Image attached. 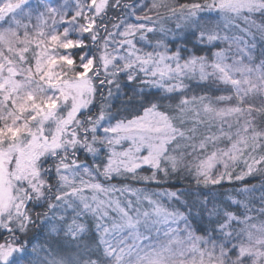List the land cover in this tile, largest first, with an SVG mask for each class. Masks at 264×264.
<instances>
[{"label":"snow or ice","instance_id":"snow-or-ice-1","mask_svg":"<svg viewBox=\"0 0 264 264\" xmlns=\"http://www.w3.org/2000/svg\"><path fill=\"white\" fill-rule=\"evenodd\" d=\"M0 230V264H264V0H0Z\"/></svg>","mask_w":264,"mask_h":264},{"label":"trees","instance_id":"trees-1","mask_svg":"<svg viewBox=\"0 0 264 264\" xmlns=\"http://www.w3.org/2000/svg\"><path fill=\"white\" fill-rule=\"evenodd\" d=\"M181 2H183V0H181ZM167 27L174 28V21H168L167 22ZM230 34L241 35V33H239V32L230 33ZM224 146L225 145H223V144L220 145V147H224ZM117 182L120 183L119 181H117ZM185 183L191 185L192 182H191L190 179H185L183 182L174 181L175 187H183ZM243 183H247L249 185L256 184L257 186H259L260 178L259 177H256V178L249 177V178H246V180ZM243 183L235 182V181L232 182V183H225L224 184V188H226V189H239V188H241L243 186ZM134 186L140 187L142 185H134ZM168 187H172V185L170 184V185H168ZM252 195H253V198L255 200V203L252 206L261 207L262 205L259 203V200H258L260 193L256 192V193H254ZM238 199H243V196L242 195L239 196ZM163 203L165 204V206H169V204H170V202L167 201V200H164ZM37 210L39 211L40 209H37ZM252 214L253 215H258L257 213H252ZM41 231L42 230L40 228V225L37 224L36 228L32 229V231L29 233V236L31 237V236H34V235H38L39 238H41L42 235L39 233ZM6 235H7V233H3V230H0V240L1 241L3 240V237L6 236ZM34 242H42V240L40 239L39 241H34Z\"/></svg>","mask_w":264,"mask_h":264},{"label":"rangeland","instance_id":"rangeland-1","mask_svg":"<svg viewBox=\"0 0 264 264\" xmlns=\"http://www.w3.org/2000/svg\"><path fill=\"white\" fill-rule=\"evenodd\" d=\"M220 47H226V45H224L223 43H221L220 44ZM148 50H151V49H148ZM114 183H118L117 181H113ZM119 184V183H118ZM162 202H164V201H162ZM163 231H164V229H163V227L161 226V237H160V239L162 240L163 239ZM42 236H41V240L43 241V231H41V232H39ZM152 235H155V233L153 232L152 233ZM0 242H2L1 240H0ZM131 242V241H130Z\"/></svg>","mask_w":264,"mask_h":264}]
</instances>
